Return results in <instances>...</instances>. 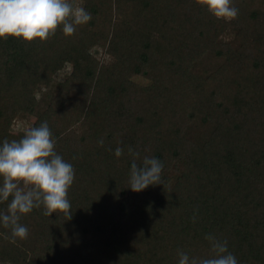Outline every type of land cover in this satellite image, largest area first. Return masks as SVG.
Here are the masks:
<instances>
[{"label":"trees","instance_id":"trees-1","mask_svg":"<svg viewBox=\"0 0 264 264\" xmlns=\"http://www.w3.org/2000/svg\"><path fill=\"white\" fill-rule=\"evenodd\" d=\"M75 1L92 18L74 34L0 39V141L47 121L75 170L71 218L34 208L15 242L0 226V264H178L211 254L206 234L264 264V0H233L232 20L202 0ZM129 147L161 183L128 187Z\"/></svg>","mask_w":264,"mask_h":264},{"label":"clouds","instance_id":"clouds-1","mask_svg":"<svg viewBox=\"0 0 264 264\" xmlns=\"http://www.w3.org/2000/svg\"><path fill=\"white\" fill-rule=\"evenodd\" d=\"M208 11L217 18L235 19L238 8L233 0H202ZM91 12L72 0H0V39L19 38L25 42H41L55 34L58 27L66 36L74 34L77 26L88 23ZM98 143L103 145V139ZM56 140L47 121L25 130L18 140L0 141V202L8 201L7 209L0 210V226L10 229V240L26 239L29 229L20 223L22 215L43 205L45 214L60 212L71 218L72 205L68 192L75 179L73 165L55 149ZM115 149V156L123 154ZM133 157L130 164L128 187L140 192L150 185L161 183L163 162L128 148ZM11 197V199H9ZM211 254L207 258L190 257L178 251V264H239L229 251L226 239L206 234Z\"/></svg>","mask_w":264,"mask_h":264},{"label":"rangeland","instance_id":"rangeland-1","mask_svg":"<svg viewBox=\"0 0 264 264\" xmlns=\"http://www.w3.org/2000/svg\"><path fill=\"white\" fill-rule=\"evenodd\" d=\"M72 2H74L75 4H77V2L75 0H72ZM99 57L102 56V58L105 61H109V58L107 55H101V52H99L98 54ZM32 118L26 114H19L16 119L14 120V123L11 125L10 130L12 132H17L19 130H24L27 128V126H29V124L31 123Z\"/></svg>","mask_w":264,"mask_h":264}]
</instances>
